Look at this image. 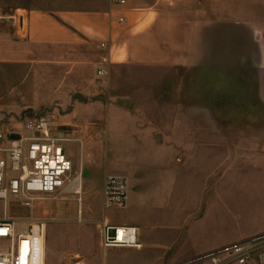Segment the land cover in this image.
Masks as SVG:
<instances>
[{
    "label": "crops",
    "instance_id": "crops-1",
    "mask_svg": "<svg viewBox=\"0 0 264 264\" xmlns=\"http://www.w3.org/2000/svg\"><path fill=\"white\" fill-rule=\"evenodd\" d=\"M231 54L264 59V0H126L125 5L115 0H20L0 15V88L3 81L14 78L25 86L28 77L23 72L29 68L37 80L47 66L67 69L73 71L67 79L85 86L79 68L92 71L90 84H94L120 69L203 68ZM45 56H52L51 65L45 64ZM99 71L104 75L99 76ZM55 127L56 135L69 139L65 147L73 167L82 171L85 163L101 162L97 153L90 152L100 146L88 138L89 132L74 135ZM73 140L82 145L69 146ZM120 142L118 148L123 149L124 139ZM170 147V142L143 144L141 149L158 150V154L133 158L125 171L129 206L138 215L121 225L139 229L143 249L103 252L99 231L93 251L75 237L69 250L71 264H107L105 259L100 261L102 252L104 258L122 255L117 264H199L220 249L264 235V166L254 164L244 151L223 161L212 158L207 164L211 168L196 169L187 177V164L166 153ZM116 157L123 158L120 153ZM107 176L83 179V184L99 189L103 196ZM192 182L197 183L195 213L199 216L189 223L186 207ZM230 187L239 194H231ZM219 218H234L236 223L219 230L214 222ZM55 254L56 264L70 263L60 262L56 249ZM47 258L45 226V264Z\"/></svg>",
    "mask_w": 264,
    "mask_h": 264
},
{
    "label": "rangeland",
    "instance_id": "rangeland-1",
    "mask_svg": "<svg viewBox=\"0 0 264 264\" xmlns=\"http://www.w3.org/2000/svg\"><path fill=\"white\" fill-rule=\"evenodd\" d=\"M19 1L0 0V15L15 8ZM51 58L45 56V64L51 65ZM225 58L213 66L194 69H120L97 78L94 84H90L92 71L79 68L77 74L85 86L70 77L67 79L73 72L67 69L47 66L42 78L37 80L31 76L35 71L29 68L22 71L28 77L25 86L20 87L22 80L17 78L3 81L0 131H13L26 118L36 116L50 118L58 130L66 129L70 134L89 132L88 138L100 146L90 152L97 153L101 162L91 166L85 163L82 171L86 182L88 178L99 180L107 173L108 176L126 175L133 158L158 154V150L141 149L143 144L156 141L171 143L166 153L187 164V177H192L196 169L207 168L212 158L223 161L232 153L244 151L250 154L254 164L264 166V59L245 54ZM121 139H124L123 149L118 148L122 146ZM73 141L69 146L82 145ZM213 143H218L220 148ZM106 152L108 159L104 157ZM118 153L124 159L117 158ZM74 171L81 172L79 167H74ZM195 183L188 185L189 223L199 216V212L195 213L199 208ZM82 188V195L41 197L32 208L15 200L6 203L0 200V219L9 217L42 223L46 226V264H56L55 249L60 262L71 264L69 250L76 243L75 237H81L88 250L93 251L97 248L99 224L105 218L121 225L138 215L129 202L125 208L105 209L99 189H87L85 183ZM225 189L229 191L228 186ZM232 189L231 194L236 188ZM214 222L222 230L235 225L236 219L219 218ZM114 251L120 253V250ZM103 252L101 263L105 259L107 264H117L122 258V255L104 258ZM212 254L199 264H211Z\"/></svg>",
    "mask_w": 264,
    "mask_h": 264
},
{
    "label": "built area",
    "instance_id": "built-area-1",
    "mask_svg": "<svg viewBox=\"0 0 264 264\" xmlns=\"http://www.w3.org/2000/svg\"><path fill=\"white\" fill-rule=\"evenodd\" d=\"M125 5L126 0H115ZM123 19H120L122 22ZM106 45L103 44L102 48ZM103 76V71H99ZM54 122L46 117H29L20 128L0 131V200L21 202L32 208L41 197L81 195L72 191L78 173L66 151L68 138L54 133ZM81 175V174H80ZM129 182L121 175L105 180V209L125 208ZM101 247L142 250L139 229L114 225L109 219L99 224ZM44 225L9 217L0 219V264H45ZM211 264H264V237L225 247L210 256Z\"/></svg>",
    "mask_w": 264,
    "mask_h": 264
},
{
    "label": "bare ground",
    "instance_id": "bare-ground-1",
    "mask_svg": "<svg viewBox=\"0 0 264 264\" xmlns=\"http://www.w3.org/2000/svg\"><path fill=\"white\" fill-rule=\"evenodd\" d=\"M81 171V170H80ZM81 174V175H80ZM80 174H78L77 179L75 180V186L72 188V191H76L78 194H83V175H82V171L80 172ZM80 214H81V210H80ZM107 219V218H106ZM44 230H45V225H44ZM44 243H45V238H44ZM44 257H45V245H44Z\"/></svg>",
    "mask_w": 264,
    "mask_h": 264
}]
</instances>
